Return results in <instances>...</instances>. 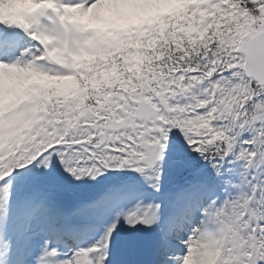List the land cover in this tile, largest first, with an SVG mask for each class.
<instances>
[{
    "label": "snow or ice",
    "instance_id": "1",
    "mask_svg": "<svg viewBox=\"0 0 264 264\" xmlns=\"http://www.w3.org/2000/svg\"><path fill=\"white\" fill-rule=\"evenodd\" d=\"M0 264H264V0H0Z\"/></svg>",
    "mask_w": 264,
    "mask_h": 264
}]
</instances>
